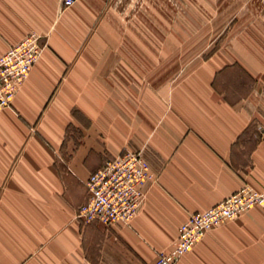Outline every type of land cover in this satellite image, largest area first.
Returning <instances> with one entry per match:
<instances>
[{"label":"crops","instance_id":"obj_1","mask_svg":"<svg viewBox=\"0 0 264 264\" xmlns=\"http://www.w3.org/2000/svg\"><path fill=\"white\" fill-rule=\"evenodd\" d=\"M97 20L82 0H0V56L31 33L45 46L0 111V264H154L189 216L245 184L264 190L257 83L227 95V65L92 48ZM126 150L154 175L141 211L129 225L81 223L89 175ZM260 228L264 207L212 228L178 264H256Z\"/></svg>","mask_w":264,"mask_h":264},{"label":"rangeland","instance_id":"obj_2","mask_svg":"<svg viewBox=\"0 0 264 264\" xmlns=\"http://www.w3.org/2000/svg\"><path fill=\"white\" fill-rule=\"evenodd\" d=\"M82 3L89 4L98 16L93 33L103 40L88 42L92 48L120 49L129 44L131 49L160 50L162 65L172 68L185 64L227 65L231 69L218 79L227 83L225 87L220 84L227 95L245 94L257 83L255 96L264 108V0H82ZM111 34L115 39H111ZM162 76L173 77V69L163 71ZM263 128L261 122L258 129ZM259 230L264 235V229ZM257 247L256 264H264V243H258Z\"/></svg>","mask_w":264,"mask_h":264},{"label":"built area","instance_id":"obj_3","mask_svg":"<svg viewBox=\"0 0 264 264\" xmlns=\"http://www.w3.org/2000/svg\"><path fill=\"white\" fill-rule=\"evenodd\" d=\"M76 1L63 0V5L70 7ZM44 47L41 37L31 33L0 56V111L11 106ZM153 180L143 153L126 150L89 175L85 183L87 199L77 209V220L106 227L131 224L145 203V187ZM256 207H264V190L243 185L217 205L189 216L179 227L172 248L159 252L154 264H178L212 228Z\"/></svg>","mask_w":264,"mask_h":264}]
</instances>
